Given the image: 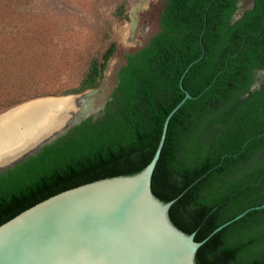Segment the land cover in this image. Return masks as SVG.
<instances>
[{"label":"trees","instance_id":"16d2710c","mask_svg":"<svg viewBox=\"0 0 264 264\" xmlns=\"http://www.w3.org/2000/svg\"><path fill=\"white\" fill-rule=\"evenodd\" d=\"M239 0H166L159 30L126 54L105 108L23 163L0 173V225L64 190L144 169L172 116L152 187L163 201L175 200L173 222L202 241L246 210L264 204V89L250 90L264 67V0L233 21ZM121 0L102 32L128 19ZM93 52L78 85L27 94L2 110L48 95L97 87L116 43ZM14 62H17L15 58ZM17 72L0 59V86ZM18 76V75H17ZM16 76V78H17ZM0 110V111H2ZM197 264H264V207L214 233L197 251Z\"/></svg>","mask_w":264,"mask_h":264},{"label":"water","instance_id":"95a60500","mask_svg":"<svg viewBox=\"0 0 264 264\" xmlns=\"http://www.w3.org/2000/svg\"><path fill=\"white\" fill-rule=\"evenodd\" d=\"M158 0H140L129 12L126 32L115 43L101 83L79 93L48 95L18 104L0 114V173L39 154L75 126L96 116L117 83L107 79L127 63L126 54L144 47L153 37L147 12ZM166 1L163 3V8ZM242 12L233 16L238 20ZM180 79L184 98L168 114L150 163L132 175L88 182L55 195L20 212L0 225V264H197L198 249L217 231L240 219L252 207L224 223L202 241L172 220L175 200L160 199L152 179L165 144L169 122L194 97ZM121 57V58H120ZM120 60L117 72L113 65Z\"/></svg>","mask_w":264,"mask_h":264},{"label":"rangeland","instance_id":"374dc122","mask_svg":"<svg viewBox=\"0 0 264 264\" xmlns=\"http://www.w3.org/2000/svg\"><path fill=\"white\" fill-rule=\"evenodd\" d=\"M120 1L0 0V59L11 60L17 70L6 72L8 79L0 86V110L11 102L8 95L13 92L16 100L28 93L61 91L78 85L92 53L104 43L102 36L107 37L108 47L124 34L129 12L140 0H129L127 21L103 33L101 27L111 20L110 14ZM165 1L158 0L145 14L149 16L151 34L159 30ZM120 64V60L114 63L113 74ZM107 82L108 87L115 84L114 77Z\"/></svg>","mask_w":264,"mask_h":264},{"label":"flooded vegetation","instance_id":"af4514ba","mask_svg":"<svg viewBox=\"0 0 264 264\" xmlns=\"http://www.w3.org/2000/svg\"><path fill=\"white\" fill-rule=\"evenodd\" d=\"M255 2L256 0H239L234 15L237 14L238 12H242V16H243L246 11L254 7ZM263 89H264V67H259L255 69L253 80L250 84V90L244 94V97H250L252 93L255 94L259 91H262Z\"/></svg>","mask_w":264,"mask_h":264}]
</instances>
